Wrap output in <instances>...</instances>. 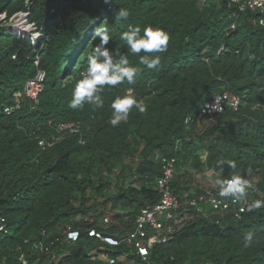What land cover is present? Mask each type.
I'll list each match as a JSON object with an SVG mask.
<instances>
[{
  "label": "trees",
  "instance_id": "1",
  "mask_svg": "<svg viewBox=\"0 0 264 264\" xmlns=\"http://www.w3.org/2000/svg\"><path fill=\"white\" fill-rule=\"evenodd\" d=\"M121 7L130 15L117 22ZM18 13L26 14L36 37L8 30L5 23ZM0 16V264H107L94 257H116L120 250H106L87 230L117 236L131 229L140 210L159 199L160 156L176 158L175 192L204 194L195 181L207 171L212 192L234 175L252 187L238 218L194 215L171 240L150 249V264H264V26L258 13L240 12L227 0H0ZM105 21L114 32L105 47L117 49V59L126 54L139 71L132 84L105 86L103 108L71 109L87 57L100 44L93 34ZM128 24L168 33L166 51L150 54L159 56L157 68L141 65L144 53H131L120 39ZM37 70L45 75L37 104L22 97L6 113ZM128 90L147 111L133 108L127 122L112 126L111 103ZM223 92L240 97L239 107L199 129L201 107ZM49 122L79 123L81 130L58 136ZM256 202L261 206L253 207ZM108 204L112 220L104 227L99 219ZM67 226L79 231L74 243L63 241Z\"/></svg>",
  "mask_w": 264,
  "mask_h": 264
},
{
  "label": "built area",
  "instance_id": "2",
  "mask_svg": "<svg viewBox=\"0 0 264 264\" xmlns=\"http://www.w3.org/2000/svg\"><path fill=\"white\" fill-rule=\"evenodd\" d=\"M204 0H202L203 2ZM228 5L237 8L238 11L255 12L260 15L257 23L264 26V0H227ZM25 17V13H21ZM3 16H0L2 19ZM13 19V18H12ZM11 19V20H12ZM25 21V19H24ZM31 26V25H29ZM233 27V25H232ZM11 33L15 35H25L20 28H12ZM44 72L37 70L36 74L25 81L22 92L15 93L16 106L6 107L5 112L10 113L18 107V102L22 97L27 98L37 104L40 93L44 89ZM241 102L240 97L229 92H223L215 95L207 101L199 111V118L205 120L206 124L213 123L218 115L225 109L237 110ZM189 119H186V123ZM52 129L58 134L73 133L78 134L81 130L79 123H57L52 124ZM52 137V141L59 140V137ZM39 146L44 145V141H39ZM161 174L155 179V189L159 194V199L154 204L142 208L134 219L133 225L126 233L113 236L97 229H88L87 235L100 241L107 249L120 253L116 257L100 253L96 257L107 264H150L148 258L150 249L161 243H166L174 237L175 232L183 225L185 220L194 215H203L208 218L220 220L225 214L233 213L238 218L239 213L244 211L240 206L241 199L235 201L231 196H221L220 188L212 192L206 190L204 194H197L193 188L183 189L175 192L172 187V181L175 174V157H158ZM252 186L248 187L250 189ZM1 221H3L1 219ZM99 223L107 227L111 223L110 215H104L99 219ZM0 225V230H3ZM64 242L74 243L78 240L79 231L67 226L63 231ZM128 246V249L121 248ZM42 250V247H38ZM137 257V262L128 260L129 256Z\"/></svg>",
  "mask_w": 264,
  "mask_h": 264
},
{
  "label": "clouds",
  "instance_id": "3",
  "mask_svg": "<svg viewBox=\"0 0 264 264\" xmlns=\"http://www.w3.org/2000/svg\"><path fill=\"white\" fill-rule=\"evenodd\" d=\"M107 2V0H105ZM130 12L126 8H119L115 20H127ZM100 38V44L93 47L91 54L87 57L88 66L81 73V78L77 81L72 98L68 107L71 109L82 108L85 104H90L96 108H103L104 101L100 93L105 86L115 87L127 81L132 84L135 81L139 69L130 64L128 56L124 53L119 54V58H115L117 49L114 52L105 47L110 39H113L114 32L105 21L94 32L93 39ZM125 46L131 50L133 54L144 53L139 56V63L145 65L149 69H155L160 63L158 55H150L166 51L169 35L160 27L148 26L143 29L137 25L128 24L127 30L120 37ZM112 116L110 124L117 126L121 122H127L129 114L133 108L140 113L147 111V105L143 100L138 99L132 94L131 90L126 91L122 96H117L111 103ZM221 164L224 162L221 161ZM228 166L236 168L235 161H228ZM250 187L248 180L234 175L230 179L220 182V195L231 196L235 201L240 200L246 194V189ZM261 203L256 202L253 207H260ZM246 244L252 240L251 234L244 237Z\"/></svg>",
  "mask_w": 264,
  "mask_h": 264
},
{
  "label": "rangeland",
  "instance_id": "4",
  "mask_svg": "<svg viewBox=\"0 0 264 264\" xmlns=\"http://www.w3.org/2000/svg\"><path fill=\"white\" fill-rule=\"evenodd\" d=\"M25 17L21 16V13H18L17 15L14 16V18L12 20H9L8 22H6L5 24L7 25L8 30L10 31L12 28L14 27H18L23 31V33L27 36H32V37H36V33H35V29L34 27L31 25L29 26V24H27L24 21ZM205 120H201L199 129L202 128V126L204 125ZM211 176V171H207L206 173H204V175H199L197 177L196 185H199L201 187H203V189L206 190H210V187L213 186V179L210 177ZM128 185V181L125 182V186ZM111 205L108 204L107 205V211L105 212L104 215H110L111 216V210H110ZM116 212H122V210H118ZM112 213H114V211H112ZM112 220V219H111ZM113 224H115L113 222Z\"/></svg>",
  "mask_w": 264,
  "mask_h": 264
},
{
  "label": "bare ground",
  "instance_id": "5",
  "mask_svg": "<svg viewBox=\"0 0 264 264\" xmlns=\"http://www.w3.org/2000/svg\"><path fill=\"white\" fill-rule=\"evenodd\" d=\"M24 31V30H23Z\"/></svg>",
  "mask_w": 264,
  "mask_h": 264
}]
</instances>
